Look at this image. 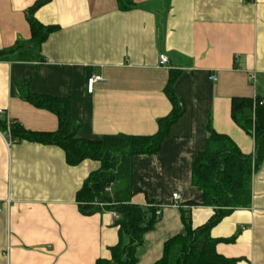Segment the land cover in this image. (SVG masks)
Returning a JSON list of instances; mask_svg holds the SVG:
<instances>
[{
    "label": "crops",
    "instance_id": "obj_1",
    "mask_svg": "<svg viewBox=\"0 0 264 264\" xmlns=\"http://www.w3.org/2000/svg\"><path fill=\"white\" fill-rule=\"evenodd\" d=\"M36 0H0V50L30 38L26 9ZM34 17L54 25L35 60H0V108L23 127L53 131L57 116L24 100L32 93L69 98L80 135H150L172 104L164 88L170 71L183 114L158 152L126 162L112 193L139 190L131 202L160 210L143 234L133 264H151L164 241L214 213L192 184V161L204 149L207 126L229 136L243 153L254 140L231 118L233 96H264V0H47ZM168 58L158 65L159 54ZM254 74V81L250 75ZM92 74L102 80L87 91ZM214 75L215 80L210 77ZM22 82L26 86H22ZM4 116V117H5ZM4 117H1L4 119ZM99 163L65 161L63 150L0 130V264H94L118 241L111 211H80L76 193ZM111 193V194H112ZM180 195L182 207L172 205ZM216 251L233 264H264V156L252 177L251 203L235 208L209 232Z\"/></svg>",
    "mask_w": 264,
    "mask_h": 264
},
{
    "label": "trees",
    "instance_id": "obj_2",
    "mask_svg": "<svg viewBox=\"0 0 264 264\" xmlns=\"http://www.w3.org/2000/svg\"><path fill=\"white\" fill-rule=\"evenodd\" d=\"M47 0H36L26 9L30 27V38L17 40L10 48L0 50V60H35L48 35L56 29L54 25H43L34 13ZM126 8L131 0H118ZM177 72L171 70L164 88L172 108L168 114L157 120V130L150 135L113 134L96 137L80 135L81 124L70 110L69 98L26 93L24 100L36 107L53 112L58 126L53 131H36L23 127L12 120L10 133L13 142L22 140L56 145L65 155L69 165H77L90 159L99 167L91 171L76 193L80 211L92 214L101 209L114 211L117 217L113 224L118 228V241L110 247L109 258H97L94 264H133L135 250L142 242L143 234L153 228L158 217L157 207L149 200L150 206L131 202V196L139 191L124 194L108 193L105 187L122 175L126 162L137 154H153L159 151L162 141L169 134L170 127L183 114V106L173 91L172 83ZM22 86H26L22 82ZM256 98L233 96L230 103L232 120L254 140V152L243 153L227 135L207 126L206 144L192 161V184L202 191L201 202L188 201V205H207L214 209L209 219L193 227L189 210L181 213L183 228L178 234L164 241L162 255L151 264H233L236 259L227 258L216 251L219 239L210 236V229L222 217L235 208H245L251 203L252 177L264 156V103ZM255 102V103H254ZM0 130H6L5 118H0ZM100 204H103L102 206Z\"/></svg>",
    "mask_w": 264,
    "mask_h": 264
},
{
    "label": "built area",
    "instance_id": "obj_3",
    "mask_svg": "<svg viewBox=\"0 0 264 264\" xmlns=\"http://www.w3.org/2000/svg\"><path fill=\"white\" fill-rule=\"evenodd\" d=\"M167 63H168L167 56L165 54H163V53L159 54V56H158V65L159 66H166ZM250 77L254 81V74L253 73L250 75ZM210 78L213 79V80L216 79V77L214 75H212ZM98 80H102V77L100 75L92 74L91 76L88 77V79H87V91L88 92H92L93 91L94 84ZM258 103L259 104L264 103V96L261 97V99L258 101ZM4 116H5V111H4V109L0 108V118L4 117ZM4 118L6 120V130L3 133H4V135H5L6 139H7L8 144H11L13 142V140L11 138V133H10V124L12 123V120L10 118L6 117V116ZM114 183H115L114 181H111L105 187V191L108 192V193H111ZM172 198H173V203H172L173 206L182 207L181 203H180V195L179 194L174 193L172 195ZM100 205L102 206L103 204H100ZM150 205H151L150 203L146 204V206H150ZM111 214H112L114 219L117 217L116 212L111 211ZM155 215H156V217H158L160 215V210L158 208L155 211Z\"/></svg>",
    "mask_w": 264,
    "mask_h": 264
}]
</instances>
